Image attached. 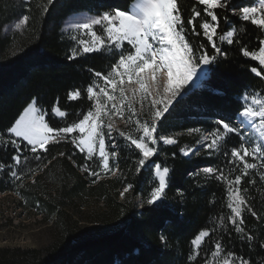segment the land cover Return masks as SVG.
<instances>
[{"label": "trees", "instance_id": "16d2710c", "mask_svg": "<svg viewBox=\"0 0 264 264\" xmlns=\"http://www.w3.org/2000/svg\"><path fill=\"white\" fill-rule=\"evenodd\" d=\"M42 2L47 0H0V134L33 99L46 112L51 127L66 126L77 119L75 113L90 107L84 89L94 79L91 70L104 72L106 57L99 52L68 59L71 47L62 34L63 23L81 12L99 13L117 7L130 10L133 0H53L46 13L38 7ZM221 2L226 6L216 10L220 17L218 35L235 30L234 42L221 44L227 56L207 66L200 83L189 85L188 94L166 113L159 124V135L173 136L177 143H159L158 153L140 172L136 171L140 158L137 150L130 148L127 141L118 140L115 149L109 144V149L117 153L116 163L110 162L111 170L104 173L96 157L95 163H88L99 176L91 177L81 167L85 154L67 139L50 142L48 151L39 153L40 159L26 153L29 163L17 171L27 173L32 168L35 172L25 175L22 181L13 180L7 168L0 171V194L18 192L21 207L35 210L43 222L53 226V239L46 246L0 248V264H190L191 239L204 229H216L206 243L213 248L215 239L221 238V259L231 251L250 264H264V180L260 179L264 169L259 167L260 162L249 158L258 167L250 170L241 184L242 189L248 188L246 199L260 218L247 210L243 212L245 233L253 236L249 242L242 240L231 225L217 228L219 217L230 214L225 185L214 177L205 178L203 173L198 177L190 175L205 166H223L227 171L222 153L238 147L239 136L229 134L221 154L209 156L200 149L199 156L188 158L180 152L181 148L196 146L200 134L212 131L218 119L238 126L236 116L245 93L264 100V78L250 71L251 67L259 70L261 66L241 52L242 47L257 51L264 30L233 14V9L238 12L256 0ZM178 4L185 21L193 7H203L197 0H178ZM25 15L29 17L25 25L5 31L7 25ZM225 17L230 23H225ZM188 39L195 44L203 37L189 32ZM77 88L81 98L70 101L68 92ZM57 101L60 109L68 113L63 120L51 116ZM197 128L201 132L187 134L189 129ZM14 151L10 145L0 147V162L10 164ZM61 152L65 155L60 156ZM155 163L170 169L168 187L159 206H148L144 201L151 187L156 186ZM114 170L120 171L119 178L111 177ZM128 184L133 187L121 200L120 193ZM139 196L141 206L136 203ZM89 199L95 201L96 211L85 217ZM98 204L102 206L97 208ZM161 236L165 239L161 240ZM200 259L199 255L192 264H203Z\"/></svg>", "mask_w": 264, "mask_h": 264}, {"label": "snow or ice", "instance_id": "6c2138e0", "mask_svg": "<svg viewBox=\"0 0 264 264\" xmlns=\"http://www.w3.org/2000/svg\"><path fill=\"white\" fill-rule=\"evenodd\" d=\"M52 3L53 0H47V3L42 2L38 7L46 13ZM197 3L203 6L202 10L193 7L186 21L181 14L178 0H133L130 10L117 7L70 25L71 29L82 31L91 40L79 39V48H73L68 59L105 48L116 52L117 56L107 72L91 70L94 79L84 89L90 107L86 111L75 113L77 119L66 126L51 127L46 121L45 113L35 107L37 101L33 99L5 133L0 134V147L10 145L15 150L10 164L6 166L0 162V171L7 168L13 180L22 181L25 175L35 172L32 168H28L27 173L17 171L28 165L29 156L26 153L30 152L35 159H40L39 153L48 151L46 146L57 137L61 140L67 139L80 153L85 154V163L81 167L91 177L99 176V172L93 170L88 163H95L96 157L102 170H111L110 156L115 157L117 153H110L108 146L110 144L113 149L118 147L116 135L127 141L130 148L137 150L140 157L136 166L137 172L158 153L159 143L176 144L173 137L159 135V124L166 113L188 94V86L199 76L198 69L202 70L203 66L214 64L219 57H226L227 53L222 50L221 44L226 42L232 45L234 42L235 30L220 35L217 31L220 17L216 10L223 9L226 4L221 0H197ZM233 14L264 30V0H258L253 6H242L238 12L233 9ZM198 18L200 22L197 24ZM28 21L29 17L23 16L15 24V28L20 29ZM224 21L230 23L227 17ZM97 26L102 29L103 35L95 30ZM189 32L195 37L202 35L203 39L193 44L188 39ZM241 52L244 57L259 63V70L251 67L250 71L257 77L264 78V39L259 40L257 51L242 47ZM133 84H138L139 88H132ZM67 96L70 101L78 100L81 98V90L77 88L69 91ZM241 99L243 105L236 116L238 126H233L225 119H218L214 129L202 136V141L210 142L196 141V146L212 156L221 154L223 143L229 134L239 136L241 142L238 147L222 153L227 161V171L223 166H205L190 175L198 177L203 173L205 178L214 177L225 185L230 214L219 217L217 228L226 229L227 225H231L242 240L251 242L253 236L246 234L243 227V212L247 210L253 217L260 218L246 199L248 188L242 189L241 184L250 175V170L258 167L257 163H250L249 158L259 161V167L264 169V100L257 96L249 97L247 93ZM136 104L140 105L139 110ZM50 112L52 117L60 120L68 115L60 109L58 101L57 106H53ZM126 112L127 123L133 128L132 132L116 129L112 123L113 116L119 115L123 118ZM189 132L199 133L201 129H189ZM250 143H254V146L250 147ZM196 146L181 148L180 152L185 157L190 154L199 156ZM59 155L64 156L65 153L61 152ZM169 172L168 167L155 163L156 186L151 187L144 201L146 205L159 206L163 201ZM260 179L264 180V172L260 173ZM248 183L254 184L255 181L249 180ZM132 187L133 185L128 184L120 195L124 196ZM215 231L216 229L200 230L191 239L192 254L188 257L189 261L200 255L201 246ZM164 239L161 236V240ZM261 247L264 248V243H261ZM213 249L210 252L211 259L206 253L204 264H250L248 259L231 251L221 260L224 249L220 237L213 242Z\"/></svg>", "mask_w": 264, "mask_h": 264}, {"label": "rangeland", "instance_id": "374dc122", "mask_svg": "<svg viewBox=\"0 0 264 264\" xmlns=\"http://www.w3.org/2000/svg\"><path fill=\"white\" fill-rule=\"evenodd\" d=\"M257 3H258V0H256L254 4H257ZM96 14H97L96 12H93V13L92 12H81V13H77V14L70 16L66 21H64L63 26H62V34L64 38L68 41L71 47V50L73 48H79V45H78L79 39L91 40V37H89L82 31L71 29L70 25L83 22L87 20L90 16H95ZM21 19L22 18H20L19 20L13 21L9 25H7L5 31L11 32L15 30L16 29L15 24L19 23ZM95 30L98 32V34L103 35L102 29L99 26H97ZM73 37H76V39L74 40ZM125 51H127V48H125ZM99 52L103 53L106 57L105 59L108 64L107 63L105 64L104 72H107L109 70L110 64L114 62L117 56V53L107 48H105L102 51L93 52V53H99ZM206 67L207 66H203L202 70L198 69L199 76L197 78H194L193 82H191L190 85L192 84L197 85L200 83V81L204 77ZM131 87L134 89H138L139 85L133 84ZM128 94L131 95V92H129ZM137 98H139L138 92H137ZM35 107L42 110V112L45 113V118H46V112L42 108H40L38 105H35ZM136 108L137 110H139L140 105L136 104ZM46 121H47V118H46ZM112 123L114 125V128L116 129H120L125 132L133 131V128L127 123V112L125 113V116L123 118H121L119 115L113 116ZM244 131H247V129H244ZM187 134L194 136L193 132H189ZM207 134L208 133L206 132L201 133L199 140L202 141V136L207 135ZM114 135L116 134L114 133ZM173 138L176 140L175 137ZM56 140H60V138L57 137ZM56 140H50V142H53ZM118 140L125 141L122 138H120L118 135H116V141ZM202 142L206 143V142H210V140L202 141ZM251 146H254V143H250V147ZM188 147H185V148H188ZM196 147L198 151L202 149V148H199L198 146ZM108 151L110 153L112 152L109 149V146H108ZM192 156L193 154H190L187 157L191 158ZM111 161H114L116 163V156L115 157L110 156L109 163ZM110 169H111V165H110ZM113 172H115V175H113L112 173L111 177L119 178L121 176L120 171L114 170ZM122 199H124L123 196L121 197V200ZM21 201H22V198L18 194V192H15V193L8 192V193L0 194V248H41L43 246L48 245L53 239V235H52L53 232L51 230L53 227L52 223L50 224L47 222H43L42 217L37 215V212L35 210H32L30 208L21 207L19 203ZM136 203L138 204V206H141L143 204V201L140 196L137 198ZM86 205L87 207L85 209V212H86L85 217H88L90 216L91 211L92 212L96 211L95 201L89 199L87 200ZM99 206H102V205L98 204L97 208H100ZM206 241L207 239L201 246V247L205 246V248L200 249V257H201L200 260L202 261L203 264H204L206 253L208 254V258L211 259L210 252L214 250L213 248H210V246L207 244L208 242L206 243ZM188 262H190V264L193 263V261H188Z\"/></svg>", "mask_w": 264, "mask_h": 264}]
</instances>
